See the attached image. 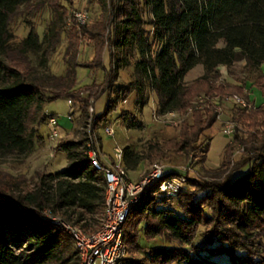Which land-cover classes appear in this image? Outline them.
<instances>
[{"label":"trees","instance_id":"obj_1","mask_svg":"<svg viewBox=\"0 0 264 264\" xmlns=\"http://www.w3.org/2000/svg\"><path fill=\"white\" fill-rule=\"evenodd\" d=\"M33 1L0 0V158L26 156L44 142L39 127L48 124L47 103L66 97L86 118L91 107L95 110L96 100L109 91L105 112L94 115L93 124L100 126L118 101L135 91L140 109L150 93L155 95L157 115L186 113L192 108L191 121L185 120L179 137L166 144L187 155L200 149L205 161L209 142H198L219 114L207 97L242 94L248 91V82L264 94V0H111V7L108 0H98L104 16L101 25L83 26L81 32L86 42L93 43V58L86 67H104V39L110 26V68L99 86L83 87L78 82L79 36L68 46L66 68L60 75L39 73L47 67L48 51L58 36L53 24L51 35L46 32L41 37L31 28L20 45L10 49L14 38L11 19L21 6ZM55 1L42 0L51 8ZM14 52L25 60L29 53L41 54L40 68H23L12 57ZM237 62H244L245 77L235 83L219 82L220 67L231 68ZM197 66H202L203 74L185 84V77ZM125 68L133 69V80L117 86L119 71ZM202 93L206 97L198 106L200 101L194 99ZM246 98L247 106L232 108L235 135L221 163L222 169L233 163L232 172L223 181L186 185L176 199L181 213L172 204L159 208L173 199L156 196L157 184L151 185L123 225L127 255L122 263L222 264L213 261L211 254H227L231 264H264V104L256 105L248 92ZM126 115L129 128L143 125ZM89 139L61 140L58 148L67 153L69 165L40 174L31 189L22 187L20 178L4 175L0 182V264H79L73 240L45 211L61 214L86 231L100 226L105 177L85 154ZM237 148L241 157L234 160ZM98 150L101 156L102 145ZM123 150L126 169L135 170L143 160L161 155L162 146L151 144L145 155L130 146ZM101 161L115 163L114 158L107 162L102 156ZM244 166L247 171L234 176ZM201 227L208 243H219L210 249L211 254H199L194 244ZM140 231L147 241L163 238L171 245L144 247Z\"/></svg>","mask_w":264,"mask_h":264},{"label":"rangeland","instance_id":"obj_2","mask_svg":"<svg viewBox=\"0 0 264 264\" xmlns=\"http://www.w3.org/2000/svg\"><path fill=\"white\" fill-rule=\"evenodd\" d=\"M98 0H56L55 6L51 8L49 5L42 2V0H35L30 4L21 6L16 14L13 15L10 23L14 38L11 41L10 49L18 47L23 38H25L31 28L35 29L41 37L46 32L49 35L52 31L49 26L54 25L55 33L58 36L54 37V47L48 51V63L46 68H40L39 62L41 54L29 53L27 60L22 59L17 53H12V57H16L18 62L24 68L38 66L40 74H63L66 68V52L70 42L75 40V36H79L81 40L80 49L78 53V62L81 66L78 68V82L81 87L85 85L99 84L105 78L107 70L110 68L109 61V45L107 36L110 34V26L107 29V36L105 37V52H104V67L98 69H91L86 67V64L93 58V43H88L87 39L81 35L82 27L96 28L101 25L103 21V12ZM109 7H111V0ZM78 13L85 15V18H79ZM61 14V15H59ZM54 22V23H53ZM150 28V27H148ZM75 32V33H74ZM82 36V37H81ZM52 44L49 46L51 47ZM244 62H237L231 68L226 66L220 67L219 82L235 83L238 78L245 77L243 70ZM264 70V66H263ZM203 74L202 66L195 67L184 80L185 84H192ZM133 80V69L125 68L119 71V77L116 80V85H127ZM251 83L248 82L247 88L250 93V98L256 105L264 104V94L252 88ZM102 87L99 89L101 91ZM246 91L242 94L232 93L225 96H209L206 100H210L217 106L219 112L217 122L208 129L198 144L207 140L209 142V149L205 161L201 160V150L191 152L189 155L179 152L171 148L167 141L179 137V131L182 123L187 120L191 121L192 108L186 113H178L160 116L155 118V95L150 93L147 104L140 109L137 104V94L135 91L129 93L125 100H119L116 107L108 114L107 118L96 126L93 124L94 115H100L105 112L106 106L110 99L109 91L102 94L97 100L96 97L91 98L90 103H94V108L89 109L88 117L82 118L81 111L78 106L71 105V102L66 97H61L55 101L47 103L45 106V113L53 115L58 120L59 136L56 139H50L51 127L47 123L40 125V133L44 137V142L39 144L36 149L26 156L11 155L0 158V182L4 179V175L10 174L15 178L23 180L22 187L31 189L38 181L40 174H48L52 172L61 171L69 165L67 153L58 148L61 140H80L82 136L93 140L96 148L102 145V157L110 162L112 158L116 159L115 149L117 147L125 148L130 146L141 155H145L149 150L151 144L162 146V153L152 160H143L138 168L129 170L132 178L142 175L149 171L151 165L155 162L162 163L176 170L179 174H184L187 178V184L193 181L200 183L210 181H223L232 172L233 163L229 167L221 168V163L224 157V150L228 143L234 139L235 122L231 119V111L235 106L244 107L232 101V95H238L246 98ZM87 96V93H84ZM115 95H112L114 98ZM205 95L200 94L194 99L198 100V106L205 100ZM248 103V102H247ZM93 109V110H92ZM129 118H136L143 125L141 127L129 128L124 121L123 114ZM228 123L234 124V133L229 136L224 129ZM110 125L114 129V134L109 135L105 132V127ZM245 130V129H244ZM101 138L100 142L98 141ZM241 157V150L237 148L234 152V160H239ZM247 166L235 171L234 176L247 171ZM176 199L170 200L167 205L159 204V208H167L172 204L177 212L181 213L176 205ZM172 201V202H171ZM49 211V209H47ZM63 218L61 214H56ZM144 222L140 224V228ZM140 243L144 247L153 246H170L171 244L163 238H156L155 240L147 241L145 235L140 231ZM194 244L199 247V254H211L210 249L217 246L219 243H208L205 238L204 228L201 227ZM191 249L190 246H187ZM142 254V253H141ZM141 254L138 255L141 256ZM211 259L222 264H231V259L227 254H211ZM124 264V263H120Z\"/></svg>","mask_w":264,"mask_h":264},{"label":"built area","instance_id":"obj_3","mask_svg":"<svg viewBox=\"0 0 264 264\" xmlns=\"http://www.w3.org/2000/svg\"><path fill=\"white\" fill-rule=\"evenodd\" d=\"M77 16L80 19L85 18L82 13H78ZM231 99L244 107L248 105L247 101L238 95H232ZM174 113L169 112L164 115L155 113V118ZM48 125L51 127L50 137L54 140L59 136L57 118L49 115ZM104 130L109 135L114 134V129L110 125H107ZM224 131L232 136L234 124L228 123ZM115 152V163L104 165L100 151L93 140L89 139L87 142L85 154L91 166L103 172L105 177V212L97 230L86 231L78 224L45 211L49 220L63 229L73 240L79 264H120L127 255L123 225L132 207L141 201L153 184H157L154 194L168 199L177 198L187 184L184 174H179L176 170L159 162L153 163L149 171L132 178L124 165L123 148L117 147Z\"/></svg>","mask_w":264,"mask_h":264},{"label":"crops","instance_id":"obj_4","mask_svg":"<svg viewBox=\"0 0 264 264\" xmlns=\"http://www.w3.org/2000/svg\"><path fill=\"white\" fill-rule=\"evenodd\" d=\"M59 125V124H58ZM49 138L51 139V137L49 136Z\"/></svg>","mask_w":264,"mask_h":264}]
</instances>
